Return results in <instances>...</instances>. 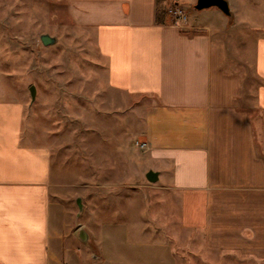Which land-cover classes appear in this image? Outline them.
<instances>
[{
	"label": "crops",
	"instance_id": "crops-1",
	"mask_svg": "<svg viewBox=\"0 0 264 264\" xmlns=\"http://www.w3.org/2000/svg\"><path fill=\"white\" fill-rule=\"evenodd\" d=\"M57 1L92 34L107 87L148 101L142 144L185 248L264 264V38L238 52L208 23L158 25L156 0ZM22 122L20 104L0 103V264L173 262L156 237L152 248L124 225L79 222L51 195L49 152L22 145Z\"/></svg>",
	"mask_w": 264,
	"mask_h": 264
},
{
	"label": "rangeland",
	"instance_id": "rangeland-1",
	"mask_svg": "<svg viewBox=\"0 0 264 264\" xmlns=\"http://www.w3.org/2000/svg\"><path fill=\"white\" fill-rule=\"evenodd\" d=\"M226 1L230 16L214 7L197 11L196 0H164L162 7L173 24L179 21L173 12L181 11L186 32H198L194 21L205 22L232 49L254 53L264 38V0ZM43 34L55 42L42 45ZM104 66L92 34L73 25L61 2L0 0V103L22 106V145L49 152L51 195L66 197L89 228L124 225L152 248L156 237L170 264H221L185 248L175 203H164V191L144 177L151 167L141 146L148 101L109 89Z\"/></svg>",
	"mask_w": 264,
	"mask_h": 264
},
{
	"label": "water",
	"instance_id": "water-1",
	"mask_svg": "<svg viewBox=\"0 0 264 264\" xmlns=\"http://www.w3.org/2000/svg\"><path fill=\"white\" fill-rule=\"evenodd\" d=\"M212 7L218 9L225 16H230L229 6H228V3L226 0H196L194 9L197 11H201V10L209 9ZM39 39H40L41 44L44 46L51 45L55 42L54 38H52L46 34L41 35L39 37ZM29 95H30L31 101H33L35 98V91H34L33 86H31L29 88ZM157 176H158L157 172L148 170L145 173L144 177L147 180V182L155 183L157 181ZM75 203H76L78 211H81L82 210V204H81L80 198H76ZM79 237L81 240H85L84 239V237H85L84 230L80 231Z\"/></svg>",
	"mask_w": 264,
	"mask_h": 264
},
{
	"label": "trees",
	"instance_id": "trees-1",
	"mask_svg": "<svg viewBox=\"0 0 264 264\" xmlns=\"http://www.w3.org/2000/svg\"><path fill=\"white\" fill-rule=\"evenodd\" d=\"M164 0H156L155 23L158 25H171L173 21L169 20L164 8L162 7Z\"/></svg>",
	"mask_w": 264,
	"mask_h": 264
},
{
	"label": "built area",
	"instance_id": "built-area-1",
	"mask_svg": "<svg viewBox=\"0 0 264 264\" xmlns=\"http://www.w3.org/2000/svg\"><path fill=\"white\" fill-rule=\"evenodd\" d=\"M170 12V11H169ZM173 14L177 17V19L179 21H184L186 20L185 17L182 15L181 11H174ZM179 21H177V23H180ZM142 147H144L143 144H141Z\"/></svg>",
	"mask_w": 264,
	"mask_h": 264
}]
</instances>
